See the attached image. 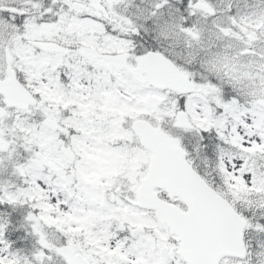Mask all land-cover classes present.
Listing matches in <instances>:
<instances>
[{
    "label": "snow or ice",
    "instance_id": "obj_1",
    "mask_svg": "<svg viewBox=\"0 0 264 264\" xmlns=\"http://www.w3.org/2000/svg\"><path fill=\"white\" fill-rule=\"evenodd\" d=\"M0 264H264V0H0Z\"/></svg>",
    "mask_w": 264,
    "mask_h": 264
}]
</instances>
